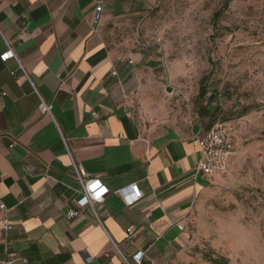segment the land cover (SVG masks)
<instances>
[{"label":"crops","instance_id":"1","mask_svg":"<svg viewBox=\"0 0 264 264\" xmlns=\"http://www.w3.org/2000/svg\"><path fill=\"white\" fill-rule=\"evenodd\" d=\"M111 1L0 0V55L8 42L28 77L0 60V219L13 227L8 243L0 231V259L122 264L114 243L127 258L143 251L141 264H174L188 247L190 214L210 188L195 170L197 141L217 110L210 101L183 122L144 113L150 77L116 51ZM71 159L110 192L97 217L76 205ZM131 185L142 197L126 207L117 192Z\"/></svg>","mask_w":264,"mask_h":264},{"label":"rangeland","instance_id":"2","mask_svg":"<svg viewBox=\"0 0 264 264\" xmlns=\"http://www.w3.org/2000/svg\"><path fill=\"white\" fill-rule=\"evenodd\" d=\"M224 1L112 0L108 8L116 51L150 77L145 114L183 122L211 101L214 120L234 122L235 164L194 205L190 242L174 264H264V0H231L213 26Z\"/></svg>","mask_w":264,"mask_h":264},{"label":"built area","instance_id":"3","mask_svg":"<svg viewBox=\"0 0 264 264\" xmlns=\"http://www.w3.org/2000/svg\"><path fill=\"white\" fill-rule=\"evenodd\" d=\"M101 10L102 4L101 2H99L95 8V23L98 22ZM5 43L6 50L0 55V60L3 63L7 62L8 60H15L18 64L19 69L27 77L11 45L6 41ZM128 63L131 65L132 61L129 60ZM112 75H116V72H112ZM50 109L51 107L40 99V112L50 114ZM94 116L96 117L95 114ZM197 142L198 161L195 170L198 174L202 175L207 180L209 185H218L225 179L229 166L231 165L232 160L236 154V137L234 134V129L230 122L216 119L211 124V127L205 134V136L198 139ZM12 146L13 145H10V147ZM71 164L73 167L75 179L79 185L76 205L79 209L90 208L93 214L97 217V214L95 212V205L103 203L104 200L109 196L110 192L100 180L88 178L82 169L75 166L72 159ZM117 193L126 207L133 206L142 197L141 191L138 190L137 185H131L126 188H122L118 190ZM0 211L6 213V208L1 202ZM77 214V211L69 210L66 213V217L68 219H71ZM178 228L180 230L183 229L181 225H179ZM12 229L13 227L8 222L6 214H4L0 219V231L3 234L4 241L6 243H8L7 239ZM126 234L127 239L131 240L134 235V228H128L126 230ZM113 247L119 254L122 264H141L144 256L143 251H137L130 258H127L120 253L114 243ZM4 256L5 257L3 259H0V264H13L18 259L17 253L13 251H6ZM21 260L24 264L27 263L25 259L21 258Z\"/></svg>","mask_w":264,"mask_h":264},{"label":"trees","instance_id":"4","mask_svg":"<svg viewBox=\"0 0 264 264\" xmlns=\"http://www.w3.org/2000/svg\"><path fill=\"white\" fill-rule=\"evenodd\" d=\"M230 1H231V0H225L224 3L222 4L221 8H220L218 11H216V12L213 13V16H212V24H213V26L216 25L217 20H218V18L220 17L221 13H222L224 10L227 9L228 4H229ZM203 79H205V78H203ZM204 91H205L204 86H203V85H200V87H199V92H198V98H201L202 96L205 95V94H204ZM209 99H211V96H210ZM214 121H215V120H214ZM210 262H211L212 264H218V262H217L216 260H210Z\"/></svg>","mask_w":264,"mask_h":264},{"label":"water","instance_id":"5","mask_svg":"<svg viewBox=\"0 0 264 264\" xmlns=\"http://www.w3.org/2000/svg\"><path fill=\"white\" fill-rule=\"evenodd\" d=\"M166 92H171V89L169 87H167Z\"/></svg>","mask_w":264,"mask_h":264}]
</instances>
